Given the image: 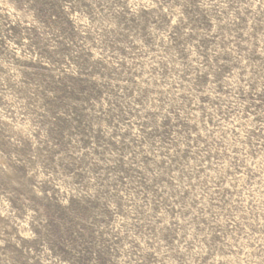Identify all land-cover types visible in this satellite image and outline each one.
Masks as SVG:
<instances>
[{"label": "clouds", "instance_id": "obj_1", "mask_svg": "<svg viewBox=\"0 0 264 264\" xmlns=\"http://www.w3.org/2000/svg\"><path fill=\"white\" fill-rule=\"evenodd\" d=\"M0 264H264V0H0Z\"/></svg>", "mask_w": 264, "mask_h": 264}]
</instances>
